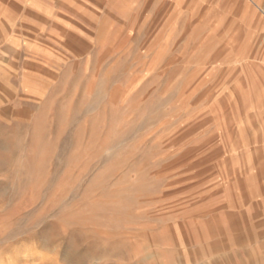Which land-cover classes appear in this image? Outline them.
Instances as JSON below:
<instances>
[{
	"label": "rangeland",
	"instance_id": "obj_1",
	"mask_svg": "<svg viewBox=\"0 0 264 264\" xmlns=\"http://www.w3.org/2000/svg\"><path fill=\"white\" fill-rule=\"evenodd\" d=\"M26 1L0 0V264H264V0Z\"/></svg>",
	"mask_w": 264,
	"mask_h": 264
},
{
	"label": "crops",
	"instance_id": "obj_2",
	"mask_svg": "<svg viewBox=\"0 0 264 264\" xmlns=\"http://www.w3.org/2000/svg\"><path fill=\"white\" fill-rule=\"evenodd\" d=\"M15 1V3H17V4H19V5H25V8H27L28 10H29V8H28V6H27V4H28V1H26V0H14ZM67 1H70V0H64V2H66V5H68L69 6V4L67 3ZM252 4H255L256 3V1L257 0H249ZM262 2V4L264 5V2L263 1H261ZM69 3H74V5H79L80 4V2L79 1H75L74 0V2H69ZM67 6V7H68ZM72 11H74L73 12V14H76V13H78V10H76V9H74V10H72Z\"/></svg>",
	"mask_w": 264,
	"mask_h": 264
}]
</instances>
